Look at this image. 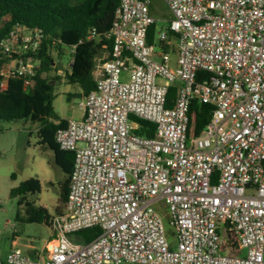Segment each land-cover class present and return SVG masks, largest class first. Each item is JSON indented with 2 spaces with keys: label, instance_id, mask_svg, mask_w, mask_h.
I'll list each match as a JSON object with an SVG mask.
<instances>
[{
  "label": "built area",
  "instance_id": "built-area-1",
  "mask_svg": "<svg viewBox=\"0 0 264 264\" xmlns=\"http://www.w3.org/2000/svg\"><path fill=\"white\" fill-rule=\"evenodd\" d=\"M162 1L171 19L156 44L152 0H119L110 32H89L112 50L96 59L82 117L56 134L75 156L65 208L42 251L13 248L0 264H264V0ZM41 39L14 30L0 43L1 88L31 85L22 55ZM193 101L213 106L199 134ZM132 117L155 135H138ZM95 227L88 243L70 237Z\"/></svg>",
  "mask_w": 264,
  "mask_h": 264
},
{
  "label": "trees",
  "instance_id": "trees-1",
  "mask_svg": "<svg viewBox=\"0 0 264 264\" xmlns=\"http://www.w3.org/2000/svg\"><path fill=\"white\" fill-rule=\"evenodd\" d=\"M118 5L119 0H0V43L14 30L42 35L39 47L36 50L30 48L22 55L35 64L33 80L28 87L22 79L10 77L6 79V87L1 88L5 79L2 71L6 55L0 47V123L25 120L38 125V145L53 152L54 164L66 176L60 184L59 204L55 210L58 214L67 201L75 156L73 152L61 150L56 142L58 130L65 129L68 120L60 118L53 107L55 85L62 80L60 74L50 78L58 66L55 55H60L63 48L71 50L73 57L65 75L67 82L79 86V98L90 94L96 88L93 71L104 42L96 44L87 40V37L92 29H96L101 37L110 32ZM157 32L156 22L148 31L149 44L157 43ZM169 36L171 39L172 33ZM105 43L110 56L112 42ZM175 92L176 87H172L168 95V106L172 104ZM212 111L213 106L193 101L189 112L190 133L199 134L210 122ZM132 120L138 124V135H155V124L133 117ZM41 190V181L30 178L14 187L10 195L18 199L19 207L24 210L23 222L52 227L54 216L35 201ZM100 233L101 229L95 227L70 237L74 241L88 243Z\"/></svg>",
  "mask_w": 264,
  "mask_h": 264
},
{
  "label": "rangeland",
  "instance_id": "rangeland-1",
  "mask_svg": "<svg viewBox=\"0 0 264 264\" xmlns=\"http://www.w3.org/2000/svg\"><path fill=\"white\" fill-rule=\"evenodd\" d=\"M151 10L157 22L158 36L162 29L168 27L171 13L162 0H152ZM72 57L71 50L63 48L60 55H55L58 66L50 74V78L61 75L62 80L55 85L53 107L59 117L66 120L75 119L81 113L78 106L80 88L76 84H69L65 76ZM172 58L175 61L174 53ZM99 71V62L96 61L94 66L96 78ZM122 80H128L127 76L123 74ZM37 128V124L25 120L0 123V258L2 259L7 257L14 239L18 240L22 250H26L27 247L41 250L52 238V227L22 221L25 216L24 210L19 207L18 199L10 195V191L20 183L30 178H37L41 181L42 190L35 201L38 205L45 206L53 216L58 214L55 210L59 204L60 184L65 181L66 176L54 164L53 152L38 145ZM167 228L171 231L169 226ZM170 240H172L171 236Z\"/></svg>",
  "mask_w": 264,
  "mask_h": 264
},
{
  "label": "crops",
  "instance_id": "crops-1",
  "mask_svg": "<svg viewBox=\"0 0 264 264\" xmlns=\"http://www.w3.org/2000/svg\"><path fill=\"white\" fill-rule=\"evenodd\" d=\"M106 56H108V51H107V49H103L102 48V52H101V55H100V57H106ZM100 72V71H99ZM95 74H94V71H93V76H94ZM94 79H96V77L94 76ZM81 92V90L79 91V93ZM78 93V94H79ZM82 115H83V112L81 111V113L78 115V117L77 118H75V119H79V118H81L82 117ZM75 119H67V120H75ZM58 206V205H57ZM42 207H44V208H46L45 206H42ZM64 208H65V206H64ZM64 208H63V210H64ZM47 209V208H46ZM48 210V209H47ZM62 210V211H63ZM48 212L51 214V215H53L49 210H48ZM52 229V228H51ZM52 234H53V230H52ZM13 248H19V249H21L20 247H19V243H18V240L17 239H14L13 240V243H12V246H11V249H13ZM10 249V250H11ZM44 249V248H43ZM43 249H41V250H36V249H34L33 247H27V249L26 250H22L25 254H27V255H29V256H31V257H35L40 251H42ZM9 250V251H10ZM8 251V252H9ZM8 254V253H7ZM7 256V255H6ZM6 258V257H5ZM4 258V259H5ZM4 259H2V258H0V260H4Z\"/></svg>",
  "mask_w": 264,
  "mask_h": 264
}]
</instances>
